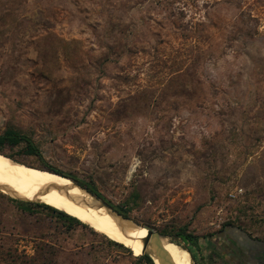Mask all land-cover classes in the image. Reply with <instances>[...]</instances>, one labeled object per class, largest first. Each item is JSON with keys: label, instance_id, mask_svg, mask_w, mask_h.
Masks as SVG:
<instances>
[{"label": "rangeland", "instance_id": "374dc122", "mask_svg": "<svg viewBox=\"0 0 264 264\" xmlns=\"http://www.w3.org/2000/svg\"><path fill=\"white\" fill-rule=\"evenodd\" d=\"M6 130L38 153L5 142L0 154L93 186L139 225L185 228L192 264H222L223 224L264 240V0H0ZM11 198L0 190L4 246L143 264L86 223Z\"/></svg>", "mask_w": 264, "mask_h": 264}, {"label": "bare ground", "instance_id": "6f19581e", "mask_svg": "<svg viewBox=\"0 0 264 264\" xmlns=\"http://www.w3.org/2000/svg\"><path fill=\"white\" fill-rule=\"evenodd\" d=\"M0 185L5 193H8L4 190L7 189L26 200H37L62 210L129 247L134 256L141 254V239L146 229L133 221H119L104 208L94 206V198L65 176L25 166L6 154H0ZM82 199L93 205L83 204ZM163 243L175 264H192L188 250L165 238Z\"/></svg>", "mask_w": 264, "mask_h": 264}, {"label": "trees", "instance_id": "16d2710c", "mask_svg": "<svg viewBox=\"0 0 264 264\" xmlns=\"http://www.w3.org/2000/svg\"><path fill=\"white\" fill-rule=\"evenodd\" d=\"M9 143L10 145H17L21 142H24L25 144V151L27 154L30 155H36L38 153L37 148L34 146V144L31 142V140L21 134H18L14 132L13 130H6L3 135L0 136V152H2L1 146L5 143ZM8 155V154H6ZM9 157L13 158L12 156L8 155ZM50 171L52 173L65 176L69 178L70 180L72 179L76 183H78L81 187H84L86 190L94 194L98 198H102L101 194L97 191L96 188L93 186H90L88 184H85L81 181H78L76 178L72 176H68L66 174H63L61 172L52 170V169H43ZM12 201L20 204H29L31 205L32 203H26V202H21L16 199L11 198ZM45 204V203H44ZM37 206H43L46 207L47 209H50L52 212L56 214L58 218H60L62 221L69 223L71 225H84L82 221L77 219L74 216H71L67 213H65L62 210H58L53 206L47 205L44 206L42 204H37ZM114 209L118 210L122 215L128 216V210L126 208L118 207V206H113ZM232 226L230 222L223 224L222 228H226ZM165 236H168L170 241L175 242L178 245H181L183 242L184 244L189 243L192 244L193 246H197L198 244V238L190 233L186 232L185 228H178L175 232L172 230H163L159 231ZM110 243L123 247L128 251H132L129 247L124 246L121 243L115 242L113 240H109ZM57 255L58 251L56 250L55 246L47 243V242H40L35 245L34 247V252L33 254H27L24 251H20L17 247H12V246H4L0 242V264H58L57 262ZM137 257V260L142 262L143 264H154L152 258L148 254H139Z\"/></svg>", "mask_w": 264, "mask_h": 264}, {"label": "water", "instance_id": "95a60500", "mask_svg": "<svg viewBox=\"0 0 264 264\" xmlns=\"http://www.w3.org/2000/svg\"><path fill=\"white\" fill-rule=\"evenodd\" d=\"M77 186H79V185H77ZM79 187L94 198V200L96 201V204H94V206H96L98 208L99 207L104 208L114 218L119 219V221H132L130 218L120 214L118 211L113 209L106 201L96 197L94 194H92L91 192H89L85 188H83L81 186H79ZM3 188L4 187H2L0 185L1 191L3 190ZM4 190H6L8 192L6 194H8L9 196H11L12 198H14L16 200L25 201V202L37 201V200H26V199L16 195L15 193H13L7 189H4ZM81 202L83 204H86V205H93V204H90L89 202H87L86 200H83V199L81 200ZM134 223H136V222H134ZM137 225H139V224H137ZM139 226H142L143 228L146 229V234L141 239V242H142L141 254H148L152 258L154 264H175L171 255L165 249V246L163 243L164 238L166 240L170 241L169 237L163 235L162 233H160L158 230L154 229L150 225L145 224V225H139ZM231 230L232 231L229 232L228 234L230 235V238L233 240V242H235L236 244H240L241 246H245L246 248L253 247V246L257 247L258 244L259 245L264 244V242H262L261 240L250 237V235L248 233H246L242 228H240L238 226H233ZM149 250L152 251V253H153V255H154V257L158 263L155 262L154 258L150 254Z\"/></svg>", "mask_w": 264, "mask_h": 264}, {"label": "flooded vegetation", "instance_id": "af4514ba", "mask_svg": "<svg viewBox=\"0 0 264 264\" xmlns=\"http://www.w3.org/2000/svg\"><path fill=\"white\" fill-rule=\"evenodd\" d=\"M232 226L219 230V260L222 264H264V244L246 248L236 244L228 234ZM251 237V236H250Z\"/></svg>", "mask_w": 264, "mask_h": 264}, {"label": "built area", "instance_id": "2783aa9c", "mask_svg": "<svg viewBox=\"0 0 264 264\" xmlns=\"http://www.w3.org/2000/svg\"><path fill=\"white\" fill-rule=\"evenodd\" d=\"M242 194H243V188H241V187H235V188H233L232 190H230L227 193V197L230 200H235L238 196H241Z\"/></svg>", "mask_w": 264, "mask_h": 264}, {"label": "crops", "instance_id": "0c3cea01", "mask_svg": "<svg viewBox=\"0 0 264 264\" xmlns=\"http://www.w3.org/2000/svg\"><path fill=\"white\" fill-rule=\"evenodd\" d=\"M240 228H242V227H240ZM243 229V228H242ZM244 230V229H243ZM246 233H248L246 230H244ZM249 234V233H248ZM252 237V236H251ZM252 238H254V237H252ZM255 239H258V240H261V239H259V238H255ZM262 242H264V240H261Z\"/></svg>", "mask_w": 264, "mask_h": 264}]
</instances>
